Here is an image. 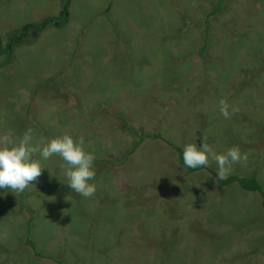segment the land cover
<instances>
[{"label": "rangeland", "instance_id": "rangeland-1", "mask_svg": "<svg viewBox=\"0 0 264 264\" xmlns=\"http://www.w3.org/2000/svg\"><path fill=\"white\" fill-rule=\"evenodd\" d=\"M62 2L0 0V36ZM216 2L70 0L64 28L13 51L0 69V134L84 137L97 191L72 192L58 156L25 191L0 189V264H56L23 245L29 218L38 252L64 264H264L257 194L220 187L214 162L186 175L159 140L129 155L157 131L180 149L238 145L247 161L230 175L256 172L264 186V0H223L210 16ZM221 99L238 109L228 119Z\"/></svg>", "mask_w": 264, "mask_h": 264}, {"label": "clouds", "instance_id": "clouds-1", "mask_svg": "<svg viewBox=\"0 0 264 264\" xmlns=\"http://www.w3.org/2000/svg\"><path fill=\"white\" fill-rule=\"evenodd\" d=\"M219 111L228 119L238 109L221 99ZM52 156H58L63 161L65 183L72 192L84 198L95 194L96 156L87 150L84 137L74 138L64 134L44 140L37 138L32 129L22 135L12 131L0 134V189L13 193L25 191L29 185H33L31 182L41 175V171L47 169L43 161ZM182 159L184 167L189 169L207 167L214 162L217 180H223L232 172V164L247 161V154L242 153L238 145L217 153L202 141L199 146L196 143L185 144Z\"/></svg>", "mask_w": 264, "mask_h": 264}, {"label": "trees", "instance_id": "trees-1", "mask_svg": "<svg viewBox=\"0 0 264 264\" xmlns=\"http://www.w3.org/2000/svg\"><path fill=\"white\" fill-rule=\"evenodd\" d=\"M62 1H63L62 7L60 13L57 16L46 17L37 21L26 23L0 36V57H4L3 60L0 62V69L6 67L10 63L12 53L15 49L21 47L22 45H25L26 43L35 41L37 37L47 28L62 29L66 26L67 23L66 16L70 6V0H62ZM222 5H223V0H217L215 6L213 7L210 13V16L219 13V11L222 8ZM206 47H207L206 44L203 45L202 48L198 51V54L203 55L206 50ZM57 93H58L57 97L64 99L67 103L70 101V99H72V95L67 91H65L60 85L57 86ZM157 108L163 110L166 108V106L157 105ZM145 140H159L168 147H170L174 152H176L179 164L184 167L183 159H182V149L168 142L163 137L160 131H157L156 133L151 134L149 136L139 137V139L134 143L133 147L129 151V155L134 153L136 149L141 145V143L144 142ZM259 151L260 152L257 156V164H259L262 158L264 157V149L262 148ZM197 172H213V171L208 167H203V166L197 169L186 168V175H190ZM213 174H214L213 176L214 180L217 182V184L220 187L227 188L232 185H237L243 191L257 194L261 199V205L262 208L264 209V186L259 181L256 172H253L249 176L228 175L223 180H217V174H215V172ZM21 197H22L21 198L22 201L23 195H21ZM22 206L24 208L23 202H22ZM25 211L28 213L27 209H25ZM31 225H32L31 218H29L26 223L27 231H26L25 239L23 241V245L29 247L36 258L51 260L54 261L56 264H64L56 260L53 256L45 255L38 252L34 241L31 239V230H32Z\"/></svg>", "mask_w": 264, "mask_h": 264}]
</instances>
